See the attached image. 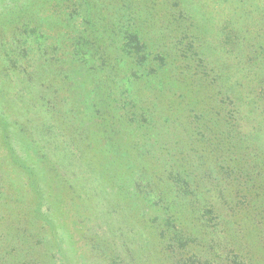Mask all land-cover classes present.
<instances>
[{
    "label": "rangeland",
    "instance_id": "obj_1",
    "mask_svg": "<svg viewBox=\"0 0 264 264\" xmlns=\"http://www.w3.org/2000/svg\"><path fill=\"white\" fill-rule=\"evenodd\" d=\"M26 1L32 13L21 0H0V190L14 203L0 228H25L22 244L39 228L49 247L42 224L55 225L70 242L56 264H100L80 229L116 245L143 229L151 248H135L136 264H167L171 233L164 227L163 254L145 184L172 197L177 172L211 209L207 218L190 210V196L169 207L194 238L190 249L211 264H264V0ZM32 55L48 64L22 76ZM101 118L122 128L109 157L103 142L118 132L98 126ZM1 120L11 126L5 136ZM136 183L142 191L131 197ZM125 257L115 262L129 264Z\"/></svg>",
    "mask_w": 264,
    "mask_h": 264
},
{
    "label": "trees",
    "instance_id": "obj_2",
    "mask_svg": "<svg viewBox=\"0 0 264 264\" xmlns=\"http://www.w3.org/2000/svg\"><path fill=\"white\" fill-rule=\"evenodd\" d=\"M30 2L26 1V0H21L20 2V8L24 9L25 11H31L32 13V5H29ZM25 22L24 24L26 26L29 27L31 36L35 37V24L33 23V19L32 17H25ZM30 38V36H28ZM39 37V35H38ZM38 37H36V39H38ZM128 42L132 45H134L135 47V53L137 52H141L142 51V45L139 43L137 36L136 35H129L128 36ZM141 48V49H140ZM31 58H27L24 62L23 65L21 66L22 68V72L23 75L22 76H27L28 72L32 71L30 70V67H32L33 69V63H35L32 59V57H34V55L30 56ZM32 60V61H31ZM144 60V57H143ZM142 60V61H143ZM40 62V61H39ZM35 63L34 66H36L37 64L40 65H47L48 63ZM21 71V70H20ZM49 88V87H47ZM51 89V88H50ZM53 92L56 94L57 91L55 88H52ZM96 94V93H95ZM42 102H45L44 105H42L40 102L38 103V105L40 106V109H43V113H49L53 111V106L51 105V102L48 100H44L41 99ZM103 107L101 108H107V102L104 100L103 101ZM36 106V105H34ZM99 108V107H96ZM98 112V110L96 111ZM230 115V114H229ZM224 118L228 119L231 118V116H227L224 114ZM101 123H98V126H102L104 130H108L109 133L111 135L115 134L116 131L118 132V134L114 135V136H110L107 135L108 140L109 141H104L103 144H107L108 143V147L105 151L107 157H109L108 155L110 153H114V152H118L116 149V144L113 143V141L115 140V138L120 134L121 135V126H117L116 122L115 124L109 123V118H101ZM26 123L29 125L30 121L29 119H26ZM227 123H229V121L227 120ZM1 125H2V129H4V132L2 133L4 136L8 134L7 130L11 127L10 123L6 120H1ZM231 126V125H230ZM48 130H51V125L47 124ZM129 127L132 128V126L130 125ZM126 130V129H125ZM128 131V130H126ZM108 133V134H109ZM49 134V133H48ZM47 135V134H46ZM45 135V139L46 141L48 140V137ZM43 134H42V136ZM104 137V136H103ZM42 141H44L41 138ZM40 140V141H41ZM100 142V141H99ZM127 168H132L131 164L126 165L125 167ZM14 169L17 173H19V171H21V167H19V165L14 164ZM33 174V173H31ZM147 175V174H146ZM171 177V189H174V196H170V194H166L164 195V191H162V193H160L159 191L154 190V188L152 187V183L148 180L145 184V187L147 188V195H149V198L153 201V206L155 207V215L152 218V222H154L155 224H157L156 226L159 227L158 229L161 230L159 233V236L161 238V243H162V248H163V254H164V227H166L169 231V233H171V238L170 235H168L167 237L169 238L168 244L166 246V254H167V264H211L212 262V258L209 259L208 257H202V253H200L199 251H195L194 246L192 247V250L190 249L189 244H191L192 242L194 243L195 240L194 238H192L190 235L187 234H182L183 232L180 231V229H178V227H176V223L171 221V219H169V217L167 216H171L173 215V213L169 214L170 209L172 210V208L169 209V207H171L173 204H176V201L174 202V200H182L183 198H186L187 196H190V210L195 211V207L196 208H200L201 210V216H206V218L209 216V214H211V209L209 207L206 206H202L201 201L205 200V199H199V196L194 195V194H188V192L186 193V191H188L189 185L190 184L183 176L181 177L179 174H177V172H175ZM37 183V179L35 178V186ZM155 187V185H154ZM113 188L118 191V197H121V193H120V187L118 186H113ZM136 190L142 191L140 188V184L136 183V189H131L130 192L132 195H130L131 197L135 195ZM185 192V193H184ZM193 192V191H191ZM35 198L38 199V201L42 202L43 197L42 194L40 193H36L35 192ZM185 197H183V195ZM150 196H152L153 198H151ZM203 198V197H202ZM172 200V201H170ZM172 202V203H170ZM195 205V207H194ZM202 206V207H201ZM11 208H14V203L13 201L10 199V197L7 194V191L3 192L0 190V218H4V215H1L4 210L9 209L11 210ZM204 210V211H203ZM206 212V213H205ZM200 213V212H199ZM193 213H191V211H189V213H187V215L190 217ZM178 214L176 217L178 219V222L180 224V226L182 225L181 222H183L182 220H180ZM182 215H180L181 217ZM124 217H125V213L123 214V220H121L122 222L124 221ZM47 218H49L47 216ZM196 219H199V217L197 216ZM185 221V219H183ZM209 220V219H206ZM43 227H45V229L48 232L52 233V238L50 239V241L53 240L54 244H51L49 247H45V244L47 242V239H45V232L39 237L38 235V229L32 228L34 230H36L34 232V234H29L28 236V241L25 244H22V241L19 237L22 236V231L25 228H21L20 226H15L14 228H10L8 229L6 227V229H2L0 228V264H56V259L57 258H66V248H69V244L70 242L63 239L61 237V235L59 233H57L55 230V225L53 226L51 225H47V223L42 224ZM40 226L41 231H45V229ZM172 226V228H171ZM117 227V226H116ZM118 229H121L122 227H117ZM136 240H132L133 243L129 242L128 239V233L126 234V237L124 239H122V242L120 245H116L115 243H113L112 241H108V240H103L99 237H95L96 235H99V231H96L93 233V231L90 230H86V229H80L79 233L84 237L82 238V241L88 246L89 252L90 254L93 255V257L97 258L99 263L102 264L104 263L103 260L104 258L110 256V255H114L116 254L114 257H111L110 261L111 264H119L117 262H115L116 260H118V253L121 252L124 254V256H126V263L129 264H136L135 260V255H137V253H142L143 250H136L139 247H143V249L146 252L145 247H147L148 249L151 248V245L149 247V243H150V239L148 237V234L150 235V233H148L147 231L143 230V229H136ZM90 231V232H89ZM145 231V232H142ZM8 232V233H7ZM37 233V234H36ZM62 233L64 234V232L62 231ZM185 236V237H184ZM139 246V247H138ZM136 248V249H135ZM147 249V250H148ZM146 257V256H145ZM234 258V257H233ZM31 259V261H30ZM151 259V258H150ZM150 259H148L146 262L142 260L141 264H155L153 261L151 262ZM34 260V261H33ZM163 264H164V258H161ZM229 262H232V264H239L238 260L236 259H231L228 258ZM114 261V262H113ZM214 261V260H213Z\"/></svg>",
    "mask_w": 264,
    "mask_h": 264
}]
</instances>
